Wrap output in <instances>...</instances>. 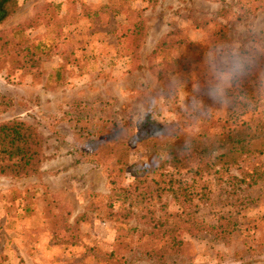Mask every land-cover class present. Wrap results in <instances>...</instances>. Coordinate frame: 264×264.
I'll use <instances>...</instances> for the list:
<instances>
[{
	"label": "rangeland",
	"instance_id": "374dc122",
	"mask_svg": "<svg viewBox=\"0 0 264 264\" xmlns=\"http://www.w3.org/2000/svg\"><path fill=\"white\" fill-rule=\"evenodd\" d=\"M135 16L144 25L139 47L122 35ZM171 31L184 42L157 49ZM0 37V123L19 119L44 137L39 172L0 176V264H110L103 259L113 248L128 264H161L142 254L158 242L145 229L154 215L174 220L170 196L116 191L113 161L89 156L87 142L107 120L197 134L228 116L234 81L222 97L213 95L224 53L247 56L239 84L264 87V0H20ZM27 50L36 63L25 60ZM145 154L131 147L132 165ZM118 182L127 189L135 178L126 172ZM245 194L253 201L238 220L250 223L264 216V188ZM217 199L197 206V216L215 222ZM56 213L83 233L79 242L54 244ZM250 228L221 239L179 231L185 250L167 264H264V223Z\"/></svg>",
	"mask_w": 264,
	"mask_h": 264
},
{
	"label": "trees",
	"instance_id": "16d2710c",
	"mask_svg": "<svg viewBox=\"0 0 264 264\" xmlns=\"http://www.w3.org/2000/svg\"><path fill=\"white\" fill-rule=\"evenodd\" d=\"M19 5L20 0H0V24L15 13ZM135 17L134 23L123 30L122 35L132 37L133 44L139 47L144 25L140 16ZM225 28L223 25L219 35L224 34ZM182 42L177 32L171 31L157 49L175 48ZM34 55L27 50L25 60H33ZM61 77L62 73L58 71L56 79ZM239 82L238 76L231 86L233 105L228 116L208 121L203 132L189 134L177 128L175 132L161 134L156 132L158 129L153 132L137 129L131 121L107 120L96 138L87 142L89 156L103 163L104 160L113 161L110 175L116 191L129 197L147 194L151 199L162 201L170 196L175 205L174 220L162 215L157 218L154 214L149 220L145 231L158 242L142 253L146 257L167 264V256L183 254L187 241L178 239L179 231L194 236L210 233L214 239H221L250 231V227L256 230L264 223V216L249 218L250 223L238 220L253 201L245 194L246 189L264 188V87L262 82H255L250 87ZM43 146L44 137L34 125L19 119L0 123V176H30L39 172ZM131 147L147 151L141 157L140 165H132ZM234 170L238 173L234 174ZM126 172L135 178V183L127 189L118 182ZM214 196H218L220 202L218 215L215 222H207L199 218L194 209ZM163 203L162 207L167 209V203ZM56 215L57 221L52 224L54 244L79 242L83 233L70 225L63 213ZM116 240L121 244L120 237ZM103 260L110 264L129 263L128 256L121 255L116 248Z\"/></svg>",
	"mask_w": 264,
	"mask_h": 264
},
{
	"label": "clouds",
	"instance_id": "9594fccd",
	"mask_svg": "<svg viewBox=\"0 0 264 264\" xmlns=\"http://www.w3.org/2000/svg\"><path fill=\"white\" fill-rule=\"evenodd\" d=\"M223 62L226 68L221 72V83L213 89V95L222 97L227 87L246 68L247 56L244 52L233 50L223 54ZM158 133H165L164 129H158Z\"/></svg>",
	"mask_w": 264,
	"mask_h": 264
}]
</instances>
